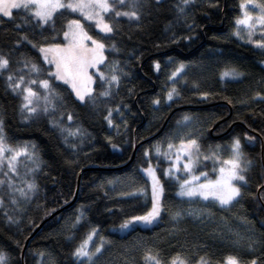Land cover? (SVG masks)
Returning <instances> with one entry per match:
<instances>
[{"label":"trees","instance_id":"obj_1","mask_svg":"<svg viewBox=\"0 0 264 264\" xmlns=\"http://www.w3.org/2000/svg\"><path fill=\"white\" fill-rule=\"evenodd\" d=\"M244 2L194 0L180 14V0H145L138 20L106 13V22L114 29L107 34L69 9H61L54 23L43 26L26 23L22 17H30L22 9L13 11V19L0 17V55L9 60L8 68L0 72V129L11 147L26 148L35 159L34 163L20 157L18 174H10L11 189L5 166L0 167L4 182L0 184V252L5 253L6 264H79L73 252L92 228L97 234L89 242L90 250L101 243V237L107 241L96 264H145L149 250L164 264L177 254L188 264L205 255L213 264H223L228 255L238 256L242 264L253 259L264 264V49L233 33ZM116 10L129 9L117 0ZM72 19H79L86 32L105 45L99 68L109 77L95 76L92 99L86 97L85 102L48 76L52 66L39 52L40 47L63 44ZM26 61L41 71L31 72ZM180 64L185 66L183 72L169 79ZM229 67L244 75L221 80ZM113 74L118 83L109 82ZM9 75L13 82L24 77L15 92L8 86ZM29 79H49L61 97L54 110L45 113L41 99L37 114L22 111L23 87L44 94L38 83L29 85ZM173 88L179 95L168 100ZM105 91L108 95H101ZM109 110L111 126L105 119ZM182 139L197 141L211 177L216 174L213 154L230 158L233 140H240L243 159L251 161L242 195L228 207H211L217 219L248 222L260 242L255 251L233 246L214 224L189 217L173 219L186 201L177 198L176 185L165 177V156H158L156 147L166 152L169 143ZM149 163L164 189L158 221L125 234L111 232L113 225L148 211L151 191L143 170ZM25 181L37 186L28 199L15 191L27 192Z\"/></svg>","mask_w":264,"mask_h":264},{"label":"snow or ice","instance_id":"obj_2","mask_svg":"<svg viewBox=\"0 0 264 264\" xmlns=\"http://www.w3.org/2000/svg\"><path fill=\"white\" fill-rule=\"evenodd\" d=\"M145 0H118L120 6L127 5L128 11L116 10L117 0H0V17H7L9 19L14 18L13 10H23L28 14V18L22 17V19L27 22L35 21L37 26H43L54 23L55 14L61 9H69L74 13H79L84 17L85 20L94 21L96 28L103 33H112L114 31L110 22H106L105 13L115 12L116 17H127L129 20H138L141 14V8L144 5ZM159 2V0H157ZM194 0H180V5L177 6V10L180 14L185 12L187 6L192 4ZM249 6L251 9L256 10L255 15L249 11ZM242 17L237 18L235 21L237 25V30L234 33L238 38L241 37L240 26H243L247 30L248 42L253 43L256 47L264 49V0H246V3L241 4ZM19 27V25H17ZM256 32L260 33L261 39H253ZM66 44H53L48 48L40 47L39 51L44 54V61L47 64L53 65L55 67L54 72H48L49 77H55L57 81H62L64 84L69 85L72 91L75 93L76 98L81 102H85V97L92 99L91 96V83L92 77L88 75L89 68H95L98 64L104 62L103 50L105 45L98 40L90 36L86 31H84L83 25L80 23L79 19L69 20L67 23V30L63 33ZM22 39H27V37H22ZM91 41V47L85 42ZM31 42V41H29ZM33 47H36L33 44ZM49 55H51V60H49ZM26 65L30 64V71L33 73H39L41 71L37 64L31 63L30 61L25 62ZM9 66V60L4 56L0 55V70H5ZM159 68V65H156ZM184 65L180 64L175 71L172 72L169 79L177 78L178 74L182 73L184 70ZM116 69L113 68V73ZM100 79L104 80L105 75L100 73ZM244 73L238 71L235 67L226 68L221 73V80L225 78L238 79L243 76ZM14 77L12 75L8 76V86L15 92L17 89L21 88L23 84L24 77L21 76L19 80L13 82ZM110 83H118L119 77L115 74L111 75ZM39 84L40 88L44 90L43 96L38 91H34L32 87H23V103L21 104L22 111H26L29 116L38 113L39 104L37 103L41 99L44 102L43 111L47 113L49 108L54 110V102L61 99L60 95L50 84L49 79H29V85ZM179 95L176 88H173L167 95L168 100L173 99V95ZM101 95L107 96L108 92H102ZM259 95V94H258ZM153 103H159L158 100H154ZM111 110H109V115L105 117L109 125H112V120L110 119ZM27 119V117H26ZM69 120L72 119L71 115L68 117ZM185 120L189 117L185 116ZM54 123V122H53ZM55 127H60L58 124L54 123ZM61 132L66 131V129L61 128ZM69 135H76L75 132L69 131ZM67 139V137H65ZM251 139V137H249ZM34 147V146H33ZM115 147V145H113ZM175 148L176 158L172 163L170 169H166L164 172L165 176H170L173 174V170L178 171L177 163L181 161L182 156L187 157V162L183 164V170L188 175V179H183L180 183V190L177 192L178 196L188 197L192 199L194 197H199L204 201H208L210 198L213 201H217L220 206H230L234 202L238 201V198L242 195L241 187L243 183H246V177L244 173L248 171V166L251 161H246L243 159V153L241 151V143L239 139H234L231 145L232 156L230 159L224 160L222 166L219 167L217 171L216 178L209 179L208 174L205 172H200L199 176L193 174L195 168L196 160L193 159V152L199 153L200 146L195 139H188L187 142L181 140L180 145L177 147L173 143L168 144V151L162 152L159 146L156 147L157 155H164L166 158H171V151ZM149 153L145 152V156ZM27 156L29 159H33L35 163L34 154H30L25 149L13 148L7 142L3 135L2 129H0V163L6 158L8 160V169L13 175H17V158L20 156ZM211 157L205 156L204 159H209ZM145 174L151 179V197H152V207L144 215L133 216L129 220H125L120 225V230L124 231L129 229L133 222H143L144 224H152L153 221L160 215L162 210L161 196L163 194V187L161 185L160 179L156 175V171L153 169L152 165L143 170ZM8 175V173H5ZM200 177H204V182L199 183ZM236 182H241L238 185ZM4 183L0 181V184ZM9 188L12 187V182L9 181ZM27 192L24 188L16 189L20 196L25 199L30 198L28 193H31L36 189V184L34 182L25 181ZM17 201L13 198L12 203L15 204ZM3 201L0 200V205ZM190 215L192 213H189ZM180 213H176L173 217L174 219L178 217ZM199 216V213H196ZM79 217L77 218V223H79ZM9 220L16 223L9 217ZM97 234V229L92 228L88 233L86 238L81 242V244L73 252L79 260V264H96V259H98V254L103 251L104 243L107 241L101 237V243L95 246L94 251L90 250L89 242L93 240V236ZM232 235L235 237L233 241L237 245L241 243L244 237L240 236L239 233L233 232ZM249 242L247 244L248 251H255V245L260 243L259 241L253 240L251 237L248 238ZM43 255V253H41ZM145 264H164V262L159 258V255L152 254L149 250L144 255ZM7 257L5 253L0 252V264H6ZM168 264H188L187 259L181 257L180 254L175 255L171 258ZM196 264H213L212 260L207 256H201L197 260ZM223 264H242L241 259L235 255H228L224 258ZM249 264H258L256 259H253Z\"/></svg>","mask_w":264,"mask_h":264},{"label":"rangeland","instance_id":"obj_3","mask_svg":"<svg viewBox=\"0 0 264 264\" xmlns=\"http://www.w3.org/2000/svg\"><path fill=\"white\" fill-rule=\"evenodd\" d=\"M65 2H67V0H65ZM244 3H246V2H244ZM241 4H240V6H241ZM239 9H240L239 16L236 17L234 19V22H233V24H234L233 33H235L236 30H237V25H236L235 21L237 20V18H241L242 17L241 7ZM249 11H251L253 15L257 14L256 13V10L251 9L250 6H249ZM82 19L85 22L92 23V25L94 24V26L96 28V25H95V22L94 21L85 20L83 16H82ZM80 23L82 24L81 21H80ZM66 30H67V27H66ZM97 30H99V29H97ZM84 31H86V30L84 29ZM240 33H241V37H243V38H239V39L242 40V41L248 42L247 30L244 29L243 26H240ZM253 39L254 40L261 39L260 33L259 32H256V34L253 36ZM66 43H67V41H65V39H64V43L63 44H66ZM85 43L88 46L91 47V41H86ZM63 44H61V45H63ZM44 47L45 48H48L50 46H44ZM42 58L44 60V54H42ZM51 58H52L51 55H49V60H51ZM48 65H50V64H48ZM261 65H262V68H264V61H262ZM51 66H52V70H53L52 72H54L55 71V67L53 65H51ZM100 66H101V64H98L95 68H89L88 69V75H90L92 77L91 89L93 88L95 76H99L100 77L99 74L100 73H103L100 70V68H99ZM1 71L2 70H0V72ZM103 74L105 75V78L109 77L108 74H106V73H103ZM60 82H62V81H60ZM65 85H67V84H65ZM67 86L69 87V85H67ZM262 88H263L262 95L264 96V82H263ZM70 90L72 91L71 88H70ZM72 93H73L74 97L76 98L75 93L73 91H72ZM184 142H187V141H184ZM180 143H181V141L180 142H177V143H173V144L178 147L180 145ZM15 148H19V147H15ZM20 149H25V148H20ZM167 151H168V148H167ZM20 157L17 158L16 168L18 167V161H19ZM175 158H176V150L174 148L171 151V158L169 159V158H166L165 157L166 165L164 166V169H163L164 172H165L166 169H170L172 167V163H173V161H175ZM201 158L202 157L199 155V153L193 152V159L197 161L196 164H195V168L193 170V174L194 175H197V176H199L200 172H205L207 174L210 173V169L205 168L204 163L201 161ZM230 158H226V157L225 158H221L220 156H217V155L214 156V154H213L214 165L216 167V174L213 177L208 176V178L214 180L216 178L217 171H218L219 167L222 166L223 161L224 160H227V159H230ZM185 162H187V157L186 156H182L181 157V161L177 163V169H178V171L173 170V174L172 175L165 176L166 178H169L173 182V185H176V189H175L176 191L175 192H176L177 198L180 199L181 201H184V202L186 201V205H184V204L180 205V207L177 210H175V212L173 213L172 216L174 217L176 213H180V215L178 217H176L175 220L176 219H180V218L189 217V218H191V219H193L194 221H197V222H205V223L208 222V223L214 224L216 227L219 226L220 229L222 228V230H223L222 233L225 234L224 235V238L226 239L228 237L229 240H230V242L233 244V246H236V247H238L240 249H243L244 248L245 250H247V244L249 242L248 238L251 237L253 240H257L256 239L257 238V234L254 231V229L252 228V226L249 225L248 222H246L245 220L237 219V218H233V220H231V221H229V219L228 220H225V219H222V218H219V217L217 219V217L214 215V213L212 211L213 206L211 207V205L219 206V207H222V206H220L217 201L211 200V198L208 201H204V200L200 199L199 197H194L192 199H189L188 197H181V196H178L177 195V192L180 190V188H179L180 183H182L183 179H188L189 178L188 175L183 170V164ZM1 166H5L4 170H5V173H8V175H6V177L8 179V182L9 181H12L10 174H13V173L10 172L9 169H8V160L6 158L3 160L2 163H0V167ZM30 169H31V166L28 167V170H30ZM148 182L150 184V191H151V179L149 177H148ZM203 182H204V177H200L199 183H203ZM236 183L238 185L241 184V182H236ZM162 196H163V194H162ZM162 196H161V201H162ZM150 200H151L150 201V207H149L148 211L152 207V197L151 196H150ZM224 207H226V206H224ZM161 211H163V202H162V210ZM189 213H192V214L190 215ZM196 213H199L200 215L197 216ZM159 217H160V215L156 218L155 221H153L152 224H147V225L144 224L143 222H139V221L133 222V225L129 229L124 230V231H121L120 230V225L122 223L119 224V225H117V226H114L113 225V227L110 228V231L113 232V233L125 234L130 229H132L134 227H137V226H140V227H143V228L152 227L153 225L156 224L155 222L158 221ZM129 219H127V220H129ZM233 232L239 233L240 236L244 237V239L241 241V243L239 245H237L236 243L233 242L235 240V237L232 235Z\"/></svg>","mask_w":264,"mask_h":264},{"label":"water","instance_id":"obj_4","mask_svg":"<svg viewBox=\"0 0 264 264\" xmlns=\"http://www.w3.org/2000/svg\"><path fill=\"white\" fill-rule=\"evenodd\" d=\"M39 228V227H38Z\"/></svg>","mask_w":264,"mask_h":264}]
</instances>
